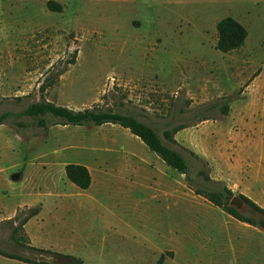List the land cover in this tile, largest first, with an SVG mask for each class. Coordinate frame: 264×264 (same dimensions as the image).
<instances>
[{"label":"rangeland","instance_id":"obj_1","mask_svg":"<svg viewBox=\"0 0 264 264\" xmlns=\"http://www.w3.org/2000/svg\"><path fill=\"white\" fill-rule=\"evenodd\" d=\"M226 17L247 37L240 50L224 54L215 47L216 24ZM243 60L250 69L242 75L234 64ZM258 67L256 91L264 100V0H0V114L41 100L75 111L129 114L170 146L163 131L192 127L200 116L222 119L220 107L230 105ZM0 145L14 150L0 148V166L17 165L0 177L26 175L21 186L0 183V209L7 216L21 203L43 199L47 227L33 239L70 257L14 243L12 234L30 241L5 220L1 251L47 264H217L205 236L200 244L191 236L180 255L186 228L220 222L217 207L193 192L210 185L204 180L209 167L189 149L171 145L187 159L186 182L117 125L44 130L20 117L0 125ZM65 161L89 166L90 198L64 173L58 179ZM102 163L106 173H100ZM51 192L70 204L59 211L58 225L42 197ZM37 209L22 208L17 223ZM239 211L257 218L245 205ZM0 264L23 263L0 257Z\"/></svg>","mask_w":264,"mask_h":264},{"label":"crops","instance_id":"obj_2","mask_svg":"<svg viewBox=\"0 0 264 264\" xmlns=\"http://www.w3.org/2000/svg\"><path fill=\"white\" fill-rule=\"evenodd\" d=\"M234 67V70H240L243 75L245 71H249L250 62L244 60L241 63L236 62ZM258 68L259 70L256 69L254 75L243 83L240 94L232 99L226 116L222 119L201 121L192 127L182 129L175 133L174 140L208 165L211 180L222 183L235 196L242 195L264 210V100L256 91L255 82L262 71V67ZM4 146L0 145V148ZM6 146L14 151L9 145ZM64 163L57 173L58 179H62L64 166L70 164L66 161ZM15 167L17 165L9 168L0 166V175ZM85 167L91 174L89 166ZM99 169L100 173H106V164L102 163ZM0 178V183L5 186L4 188L14 185L11 183L18 182L19 186L26 183L24 174ZM93 183L92 177L90 189ZM85 195L88 198L91 196L87 194V191ZM42 197H48V205L52 208L50 211L54 214L53 219L55 220L52 225H58L59 211L69 210L70 204L69 206L65 205L67 203L63 204L62 200L66 197L60 192L47 193ZM41 201L37 199L28 204L21 203L7 216L0 209V220H13L22 208L29 209L38 206V209L29 215L21 227L30 241L29 245L45 251L50 249L62 257H70V252L56 251L52 247L39 245L34 241V237L37 239V232L47 227V222L42 218L46 204ZM216 209L219 223L208 228L204 225H193L185 229L179 238L180 255L188 239L192 240L191 236L198 238V244L202 243L203 236H205L206 241L214 247L213 252L216 253L217 264H264V229L237 221L221 209ZM16 224L17 221L13 223V226ZM0 257L4 261L11 260ZM199 262L204 264L205 259Z\"/></svg>","mask_w":264,"mask_h":264},{"label":"trees","instance_id":"obj_3","mask_svg":"<svg viewBox=\"0 0 264 264\" xmlns=\"http://www.w3.org/2000/svg\"><path fill=\"white\" fill-rule=\"evenodd\" d=\"M48 8L54 12H60L61 8L56 5L48 4ZM216 49L224 54L232 53L242 47L247 37L246 29L240 25L237 21L231 17L221 19L216 24ZM216 107V104L210 105L204 112L212 111ZM223 116H226L229 111V105L224 103L220 107ZM203 112V113H204ZM20 117H28L32 119L35 126L41 129H47L50 126H102L106 124L117 125L125 130H128L131 135L136 137L142 142L149 151L157 155L165 165L176 170L179 174L184 175V180L190 182L188 176V162L187 159L176 149H173L171 145L179 146L174 140V135L178 131L185 129V126H176L171 130L163 131V139L170 145H166L162 142L156 132L138 121L134 116L129 114H116L110 111H102L96 109H83L75 111L64 106L55 105L51 102L41 100L39 102L28 104L20 112H3L0 114V125L6 121L18 120ZM209 120V118L200 116L199 122ZM18 127H22L20 123H16ZM180 147V146H179ZM183 149V148H181ZM194 155V154H193ZM64 173L66 179L80 190H86L91 184V176L88 169L81 164H66L64 166ZM204 180L210 185L204 186L202 189H194L195 195L200 196L211 203L213 206L221 209L233 219L246 223L261 229H264V210L256 206L253 202L242 195H236V197L247 206L257 218L246 217L241 212L235 210L229 205L230 200L235 196L229 189H227L222 183L211 180L208 176H204ZM29 217L24 218L20 223L14 226V231L17 228H21ZM18 220V217L13 220L7 221L9 224H13ZM11 239L14 243L28 249H32L42 253H48L45 250L37 249L29 244H24L13 234ZM0 256L19 261L25 264H47L43 262H34L26 258L7 254L0 250ZM80 261L66 264H80Z\"/></svg>","mask_w":264,"mask_h":264},{"label":"water","instance_id":"obj_4","mask_svg":"<svg viewBox=\"0 0 264 264\" xmlns=\"http://www.w3.org/2000/svg\"><path fill=\"white\" fill-rule=\"evenodd\" d=\"M229 205L233 207L235 210L239 211L241 207L243 206V203L236 197L234 196L230 202ZM240 212V211H239Z\"/></svg>","mask_w":264,"mask_h":264}]
</instances>
